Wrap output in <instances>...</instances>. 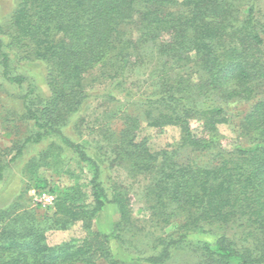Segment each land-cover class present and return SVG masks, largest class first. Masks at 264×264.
Instances as JSON below:
<instances>
[{
  "label": "trees",
  "instance_id": "obj_1",
  "mask_svg": "<svg viewBox=\"0 0 264 264\" xmlns=\"http://www.w3.org/2000/svg\"><path fill=\"white\" fill-rule=\"evenodd\" d=\"M15 2L0 21V122L14 145H0V182L42 145L29 180L56 196L49 212L26 191L0 207V264H166L182 248L191 264H264L263 0ZM26 62L43 67L47 93ZM232 119L226 146L220 125ZM143 122L178 127L179 142L153 151ZM43 167L75 181L51 187ZM135 183L149 223L172 227L144 248ZM108 204L119 217L112 231L95 230ZM77 222L82 242L48 243V231Z\"/></svg>",
  "mask_w": 264,
  "mask_h": 264
},
{
  "label": "rangeland",
  "instance_id": "obj_2",
  "mask_svg": "<svg viewBox=\"0 0 264 264\" xmlns=\"http://www.w3.org/2000/svg\"><path fill=\"white\" fill-rule=\"evenodd\" d=\"M15 0H0V21H5L6 18L10 15L11 11L15 8ZM262 9L264 13V0L262 4ZM23 70L30 76L35 77L43 90L47 93L48 87L46 84V77L43 67L38 62H26ZM192 127L195 132L200 130V121L194 119L192 121ZM25 129H22L24 134ZM238 126L235 119H232L229 124H221L220 131L223 137V143L226 146H230L232 140L237 134ZM85 133L87 131H84ZM140 138L147 137L149 140L150 148L153 151H160L163 148L175 146L179 142L180 131L178 127L167 126L164 129H158L154 127H149L146 122L142 123V127L139 132ZM0 145L3 147L11 148L13 147V142L11 138H8L4 134L3 126L0 122ZM44 146L35 145L27 149L24 156L19 158L16 162L12 163L6 171L5 178L0 182V207H4L12 203L23 191L25 192L24 201L27 204H30L32 207L37 208L39 212H49L50 206L53 203L46 201L43 198V194L47 193L52 196H56L55 193L48 190L37 191L29 180V173L27 171L26 165L30 157L37 154L40 149ZM40 173L44 175L50 183L51 187L55 185H69L75 180L67 174L58 175L54 167H49L48 169L43 167L40 170ZM119 177L126 181V183H131L130 179L127 176V173L124 170L120 171ZM80 182H86V176L82 174V178L79 179ZM31 183V187L30 186ZM132 208L134 216L137 218L139 223L143 226H146L144 234L147 236L143 238L139 244L141 248L146 247L151 243V239L155 236L160 235L163 232H168L172 227H166L164 230H161L159 227L150 224L148 221L149 212L144 208L142 202V189L138 183H135L132 187ZM118 209L117 206L113 204H108L99 214V216L93 222V228L95 230H100L102 232H110L113 229L114 222L118 219ZM86 236V231L83 228L81 222H77L70 226V228L65 230H50L47 232V241L51 245H56L66 241H74L80 243L84 240ZM192 240L196 239H206L212 240L209 237L204 235H194L191 236ZM138 243V241H137ZM113 251L120 256L121 258H129L131 255L128 254L124 247L121 246L116 241L111 242ZM194 253L189 248L179 249L173 257L166 264H191L194 259Z\"/></svg>",
  "mask_w": 264,
  "mask_h": 264
},
{
  "label": "built area",
  "instance_id": "obj_3",
  "mask_svg": "<svg viewBox=\"0 0 264 264\" xmlns=\"http://www.w3.org/2000/svg\"><path fill=\"white\" fill-rule=\"evenodd\" d=\"M43 198L46 199V201L50 202V203H54L55 197L52 195H49L47 193L43 194Z\"/></svg>",
  "mask_w": 264,
  "mask_h": 264
}]
</instances>
